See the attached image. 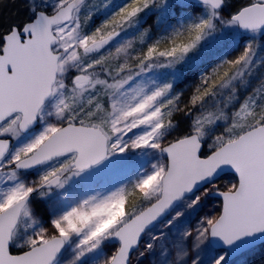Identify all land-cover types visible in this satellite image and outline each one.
<instances>
[{"label":"snow or ice","instance_id":"1","mask_svg":"<svg viewBox=\"0 0 264 264\" xmlns=\"http://www.w3.org/2000/svg\"><path fill=\"white\" fill-rule=\"evenodd\" d=\"M21 7L0 264H264V0Z\"/></svg>","mask_w":264,"mask_h":264},{"label":"rangeland","instance_id":"2","mask_svg":"<svg viewBox=\"0 0 264 264\" xmlns=\"http://www.w3.org/2000/svg\"><path fill=\"white\" fill-rule=\"evenodd\" d=\"M22 4V0H4L3 5L4 8H8L9 5H13L14 9L17 10V12H19V16L17 14H15L13 17L15 18H23V9L21 7ZM2 13L0 14V20H2Z\"/></svg>","mask_w":264,"mask_h":264},{"label":"trees","instance_id":"3","mask_svg":"<svg viewBox=\"0 0 264 264\" xmlns=\"http://www.w3.org/2000/svg\"><path fill=\"white\" fill-rule=\"evenodd\" d=\"M4 6L5 5L0 4V14L2 13V20L13 17L15 14H17L18 16L20 15L19 12L14 9L13 5H9L8 8H4Z\"/></svg>","mask_w":264,"mask_h":264}]
</instances>
